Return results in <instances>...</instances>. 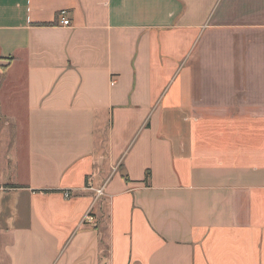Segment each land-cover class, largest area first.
<instances>
[{"label":"crops","instance_id":"0c3cea01","mask_svg":"<svg viewBox=\"0 0 264 264\" xmlns=\"http://www.w3.org/2000/svg\"><path fill=\"white\" fill-rule=\"evenodd\" d=\"M0 264H264V0H0Z\"/></svg>","mask_w":264,"mask_h":264},{"label":"built area","instance_id":"2783aa9c","mask_svg":"<svg viewBox=\"0 0 264 264\" xmlns=\"http://www.w3.org/2000/svg\"><path fill=\"white\" fill-rule=\"evenodd\" d=\"M67 13H68L67 10H61L59 13L60 22L63 25H69L70 24V19L68 18ZM112 83H114V81H112ZM97 193H98V195L102 194L103 189H98ZM87 218L92 219L91 214H89L87 216Z\"/></svg>","mask_w":264,"mask_h":264},{"label":"trees","instance_id":"16d2710c","mask_svg":"<svg viewBox=\"0 0 264 264\" xmlns=\"http://www.w3.org/2000/svg\"><path fill=\"white\" fill-rule=\"evenodd\" d=\"M148 178H149V172L147 173V176H146V179H145L146 182L148 181Z\"/></svg>","mask_w":264,"mask_h":264}]
</instances>
